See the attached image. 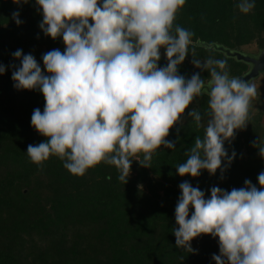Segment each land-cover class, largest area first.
<instances>
[{"label": "clouds", "instance_id": "obj_1", "mask_svg": "<svg viewBox=\"0 0 264 264\" xmlns=\"http://www.w3.org/2000/svg\"><path fill=\"white\" fill-rule=\"evenodd\" d=\"M29 0H13L19 5ZM186 0H36L42 9L39 27L53 40L62 37L59 49L43 54L44 70L35 57L13 53L21 66L12 72L17 90L38 89L44 96L43 112L33 111L32 127L45 142L29 144L27 155L42 169L56 156L75 176L101 163L113 165L124 185L133 160L151 167L153 155L162 146L175 148L166 139L170 129L185 114L198 126L202 117L190 105L207 95L209 119L203 139L196 137L185 162L176 169L180 176H200L201 170L215 175L230 165L225 141L247 127L253 100L261 95L255 83L230 77L226 60L208 58L193 64L207 71L190 79L178 74L189 55L193 33L175 21ZM244 14L255 0H240ZM17 25L19 12L12 14ZM90 20L92 23H90ZM167 66L159 67L160 49ZM15 67V66H13ZM5 67L0 64V75ZM264 158V143L254 142ZM260 188L245 180V187L230 192L211 188L210 198L199 187L184 181L175 208L177 228L172 229L176 247L197 254L191 241L201 235L219 238L216 264H264V171ZM190 208L194 209L190 214Z\"/></svg>", "mask_w": 264, "mask_h": 264}, {"label": "trees", "instance_id": "obj_2", "mask_svg": "<svg viewBox=\"0 0 264 264\" xmlns=\"http://www.w3.org/2000/svg\"><path fill=\"white\" fill-rule=\"evenodd\" d=\"M239 2L186 0L175 24L194 35L189 55L178 67L179 75L190 79L199 73L205 81L209 79L193 59L226 60L230 77L249 68L219 49L242 51V46L252 42L259 47L256 53L264 49V0H255L248 14L239 11ZM14 12H19L20 25L12 17ZM42 20L36 0L19 6L13 0H0V64L5 67L0 75V264H216L212 257L220 254L218 237L193 239L191 246L197 254L176 247L172 229L178 227L179 185L187 181L199 187L206 199L212 187L230 192L245 187L246 179L260 188L257 178L264 171V158L253 143H264V131H259L261 115L250 113L247 127L237 130L231 143L225 141L228 155H236L230 165L223 161L226 169H218L215 175L201 170L198 177H182L176 169L188 158L196 137L205 135L210 118L207 95L196 98L186 110L197 108L202 126L185 114L166 137L175 148L158 149L150 168L133 160L125 185L115 166L105 163L81 177L52 156L40 169L28 157L27 147L47 139L31 125L33 111L43 112L45 99L38 89L17 90L11 77L21 66L13 57L17 50L31 53L45 74L43 54L54 49L64 52L62 37L46 36L39 27ZM160 52L158 66L166 67L165 49Z\"/></svg>", "mask_w": 264, "mask_h": 264}, {"label": "water", "instance_id": "obj_3", "mask_svg": "<svg viewBox=\"0 0 264 264\" xmlns=\"http://www.w3.org/2000/svg\"><path fill=\"white\" fill-rule=\"evenodd\" d=\"M211 46L215 45L211 44ZM219 49L227 56L234 57L237 60H241L249 64V68L243 74L235 78H239L244 81H251L264 71V49H260L256 54L245 53L236 49L230 50L223 47H220Z\"/></svg>", "mask_w": 264, "mask_h": 264}, {"label": "rangeland", "instance_id": "obj_4", "mask_svg": "<svg viewBox=\"0 0 264 264\" xmlns=\"http://www.w3.org/2000/svg\"><path fill=\"white\" fill-rule=\"evenodd\" d=\"M241 49L242 51L247 52V53H256L259 47L257 46L255 42H252L250 44L242 46ZM252 82L255 83L257 90L258 92L261 93V95H258L257 98L253 100L250 113L252 115H255V114L261 115L259 131L260 133H263L264 131V72L259 74L257 78L252 80Z\"/></svg>", "mask_w": 264, "mask_h": 264}]
</instances>
